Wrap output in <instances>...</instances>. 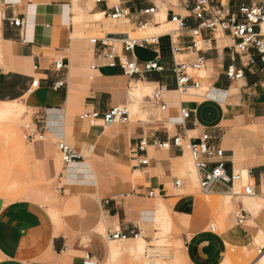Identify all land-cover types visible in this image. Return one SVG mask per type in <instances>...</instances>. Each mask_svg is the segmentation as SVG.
<instances>
[{"label":"crops","instance_id":"obj_1","mask_svg":"<svg viewBox=\"0 0 264 264\" xmlns=\"http://www.w3.org/2000/svg\"><path fill=\"white\" fill-rule=\"evenodd\" d=\"M252 2L229 0L227 10L235 13L240 5ZM184 5L185 0H106L100 4L94 0H0V105L15 103L22 115L27 107L46 114L31 119H43L45 137L65 140L75 151L86 154L70 165H60L53 159L57 154L51 142L28 150L33 162L41 160L42 181L29 184L16 198L0 196V264H111L113 251H119L118 243L109 236L139 233L148 243L157 231L151 225H155L161 203L187 245L183 246L187 264H225L228 257H235L237 246H264V64L256 52L238 54L233 37L202 30L204 77L200 89L192 91L204 89L205 93L182 95L174 64L192 63L196 56H173L167 34L159 36L157 46L122 51L138 65L140 72L133 76L104 63L93 70L96 53L102 48L92 44V39L89 45L74 38L76 33L97 32V27L111 30L107 34L118 42L128 35L118 32L122 28L160 31L159 23L139 27V13L153 7L157 8L155 15L165 19L163 27L175 26L169 19L172 14H180L188 27H197L199 22ZM115 6L130 14L118 21L123 24L96 23L90 29H77V17L107 21ZM155 15L148 18L153 22ZM15 20H21L23 26H14ZM191 41L186 30L177 39L182 47ZM179 56L185 58L178 60ZM56 61L63 63L59 72L54 69ZM151 62L163 71L147 72L145 66ZM230 69L241 76L230 78ZM36 80L39 85L34 87ZM58 81L64 82L60 89L54 87ZM138 83L165 88L162 102L167 110L160 120L129 119L106 126L82 119L84 113H105L125 103L127 91L131 97ZM182 109L192 111L191 117L185 119ZM205 133L225 151L227 173L250 174L255 197L237 200L227 187L219 185L209 195L229 200L223 204L214 201L211 207L200 196L186 193L185 182L176 174L189 152L175 146L174 139L198 143ZM143 141L145 151H140ZM162 143L168 146L162 148ZM142 159H148V165H142ZM113 160L125 165L119 179L108 175L111 170L121 171L106 167ZM178 180H182L179 188L175 185ZM175 190L183 193L176 195ZM150 192L154 197H149ZM240 201L248 215L243 224L231 212L214 221L212 210L219 217L216 204L227 212L238 208Z\"/></svg>","mask_w":264,"mask_h":264},{"label":"built area","instance_id":"obj_2","mask_svg":"<svg viewBox=\"0 0 264 264\" xmlns=\"http://www.w3.org/2000/svg\"><path fill=\"white\" fill-rule=\"evenodd\" d=\"M95 3L100 4L106 2V0H94ZM251 5L242 4L238 7L237 12L230 13L227 10L229 0H185V9L190 14V17L199 22V25L195 28H190L185 23V19L179 14H172L170 21L177 24V30L172 34H167L171 39V50L173 56L176 55H194L196 59L192 63L185 61L175 62L173 67V73L177 79L178 89L181 93L187 94L192 90L200 89L199 74L203 71L205 65V57L203 56V40L201 31L206 30L213 35L218 33L227 34L236 40L235 50L238 54L246 55L252 50L260 57L264 64V32L262 25L264 23V0H252ZM156 7H153L146 11L139 13V27L149 26L152 20L148 17H153L156 13ZM109 18L113 21H121L130 17L128 11L120 6L113 7L112 13ZM13 25L16 27H22L23 22L21 20L13 21ZM189 31L192 37V41L187 46H180L177 43V39L184 31ZM159 36L146 38L142 40L131 39L129 35H125L121 41H116L114 35L105 34L101 38H93L92 44L99 45L100 49L96 53V64L92 66L95 70L98 68L99 63H104L109 67H120L125 74L133 76L138 74L139 68L135 62L127 59V56L122 54L132 53L135 47L147 48L150 46H157L159 43ZM120 44V47L119 45ZM103 50H107L104 53ZM251 64L255 61L252 59ZM147 72L151 71H163L161 67H158L157 63L146 64ZM63 68L61 61H56L54 64L55 71L59 72ZM230 78H238L241 75L235 76L234 69H230L228 72ZM39 85V81L36 80L33 83L34 87ZM64 86V82L58 81L54 84L56 89H60ZM165 88L159 86L153 94V100L160 105L161 111L167 110V104L162 102L163 93ZM192 111L188 109H182L181 115L188 119L191 117ZM83 120H88L94 124L96 121L103 122L106 126H111L117 123H126L130 119L129 109L126 107H115L105 113H84ZM44 121L40 117L31 120L23 126L24 138L28 143L36 141H42L45 139L46 127ZM40 125H42L40 127ZM175 146L179 148H186L190 154L194 169L198 177V186L201 193L209 195L216 186L223 185L227 187L228 193H230L237 200L243 199V197H255L254 184L250 182V174L247 172L248 183L245 184V176L241 171H233L231 174L226 171V155L225 151L217 146L212 137L205 133L202 135L198 143H189L183 140L181 137L174 139ZM167 144H160V147H167ZM60 152L62 162L65 165H69L80 160L81 155L75 151L72 147L65 142H59L57 144ZM140 151H145V143L141 142L139 146ZM142 165H148V159L140 160ZM176 187H181L182 180H178L175 183ZM237 185H240V190L237 189ZM149 197H154V193L150 192ZM237 218L239 224H243L248 215L243 208L242 201L239 202ZM140 236L139 233H133L132 235H126L120 232H115L109 236L112 241H121L128 239H137Z\"/></svg>","mask_w":264,"mask_h":264},{"label":"rangeland","instance_id":"obj_3","mask_svg":"<svg viewBox=\"0 0 264 264\" xmlns=\"http://www.w3.org/2000/svg\"><path fill=\"white\" fill-rule=\"evenodd\" d=\"M170 3H175V0H167ZM165 19L161 15H155L154 21L150 24V27H154L156 23H159L162 29L160 31H152V30H144L139 31L138 28L133 31L132 27H128L126 29L122 28L118 30V32H125L130 35L131 39L141 40L145 38H150L154 36L166 35L174 26L171 27H163ZM75 23L77 29H90L96 23H103L105 25L116 26L118 24H123L122 22L113 21L111 19L104 20L103 18H88L82 19V16H79L75 19ZM109 31L108 28H104V30H100V27H97V32L90 33H76L74 38L76 40H81L90 45V40L93 38H101ZM120 47V44H118ZM185 57H178V60H183ZM91 66V63H90ZM199 76L204 77V73L201 72ZM135 85L133 86L132 91L134 90ZM151 94L149 97L145 98L144 96L134 97L133 93L130 97L128 95V91L126 93V101L125 103L119 105L118 107H126L129 109L130 113V122H136L139 120L148 121L153 119L155 121L161 119L162 111L160 107L155 108L153 94L154 91L158 88L157 85L151 87ZM205 90L201 91H190L192 95H203ZM183 95V93H180ZM21 105L22 102H19ZM23 105V104H22ZM44 116L46 114H42L41 112H36L32 109H25L22 117L20 119L9 120V121H0V196L13 199L16 198L19 193L29 184H38L42 181L41 174V160L38 158L35 162L28 155V150L31 149L34 145L38 143L48 144L52 143L54 152H56L53 159L58 160L60 165H64L62 162V158L60 152L58 150L57 144L59 142L67 141L62 139H52L51 136L47 135L44 140L36 141L31 144L28 143L24 138L23 126L27 123L31 122V119L35 115ZM46 119V118H45ZM17 120V121H16ZM75 120L74 117H71V121ZM118 124V123H117ZM102 125V123H99ZM91 126V125H90ZM103 126V125H102ZM106 127V126H105ZM76 150V149H75ZM79 154H83L81 151L77 150ZM86 156V154H83ZM190 154L186 160L181 161L179 163L178 170L176 176L179 179H182L186 186V193L196 194L203 198L205 201L212 205L214 201H218L220 203H225L229 198L227 196H210L204 195L199 190L198 186V177L190 173L188 171V164L190 162ZM53 160V161H54ZM122 164V165H120ZM193 164V163H192ZM107 168L111 169H119L121 171L111 170L108 172L110 178L119 179L118 174H124L125 165L120 163L117 160H113L112 162H108L106 164ZM127 167V166H126ZM194 167V166H193ZM109 170V169H108ZM245 184L248 183V180L245 178ZM241 186L237 185V189L240 190ZM174 193L179 195L183 193L181 191L175 190ZM155 203V202H154ZM158 205H156L157 208ZM217 213L219 217L214 215L212 210V215L214 217V221L222 219L223 216H226L230 212L233 216H236L238 213V208L234 206L230 209V211H224L226 208L220 205ZM168 213L164 204H160L157 210V219L155 225H151L153 230H157L154 234H151V239L149 242H144L142 235L136 240L129 241H114L118 243V251L116 252V256L113 259L111 264H150L151 260L156 261V264H169L173 261H176L180 264H187L185 260L183 246L186 248L184 240L181 238V233L174 229L172 230L167 223ZM235 220V219H234ZM236 223V221H234ZM145 236V234H143ZM147 235V233H146ZM111 242V241H109ZM248 247V249L244 250L243 247ZM237 246L234 248L235 253V261L229 264H263L264 258H262V253L264 256V246L263 247H250V244L244 246ZM130 252V253H126ZM124 253L123 257H120V253ZM262 252V253H261ZM245 253V254H244ZM150 257V258H148Z\"/></svg>","mask_w":264,"mask_h":264},{"label":"bare ground","instance_id":"obj_4","mask_svg":"<svg viewBox=\"0 0 264 264\" xmlns=\"http://www.w3.org/2000/svg\"><path fill=\"white\" fill-rule=\"evenodd\" d=\"M171 23H173L175 26L167 34H169V33L172 34V33H174L177 30V24L172 22V21H171ZM149 26H145V27H149ZM141 28H143V27H141ZM144 29H146V28H144ZM144 29H139V31H143ZM263 29H264V24H263ZM134 85H135V87H134V90L132 91V93H133V96L135 98L139 97V96H144L145 98H147V97L150 96V94H151V90L150 89H152L151 86H146V85L141 84V83L134 84ZM21 117H22V110H21V107L19 105L15 104V103L0 105V120H12V121L14 120L15 121V119H20ZM188 171L190 173L195 174L197 176L196 171H195V169L193 167L191 158H190V162L188 164ZM243 174H244L245 178L248 179L247 172H243ZM232 197H234V196H232ZM247 198H250V197H243V199H247ZM236 199H238V198H236ZM221 206H223V205H221ZM219 207H220V205L216 204L215 210H219L218 209ZM167 219H168L167 220L168 226L172 230H174V226L172 224V221L169 219V216H168ZM139 237H141V236H139ZM128 240H130V239H128ZM132 240H136V239H132ZM121 241H127V240H121ZM116 252H117L116 250L113 251V257L116 256ZM148 258H150V257H148ZM234 261H235V257H228L226 262H225V264H229V263H232ZM150 264H156V261L151 260ZM160 264H162V263H160ZM169 264H180V263H178L176 261H173V262H171Z\"/></svg>","mask_w":264,"mask_h":264}]
</instances>
